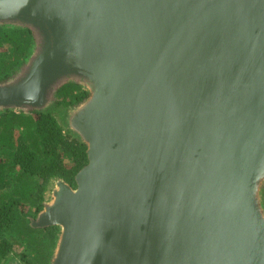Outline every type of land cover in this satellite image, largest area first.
Returning a JSON list of instances; mask_svg holds the SVG:
<instances>
[{
	"label": "water",
	"instance_id": "1",
	"mask_svg": "<svg viewBox=\"0 0 264 264\" xmlns=\"http://www.w3.org/2000/svg\"><path fill=\"white\" fill-rule=\"evenodd\" d=\"M3 25L37 44L0 111L90 94L62 115L88 164L31 220L51 264H264V0H0Z\"/></svg>",
	"mask_w": 264,
	"mask_h": 264
},
{
	"label": "trees",
	"instance_id": "2",
	"mask_svg": "<svg viewBox=\"0 0 264 264\" xmlns=\"http://www.w3.org/2000/svg\"><path fill=\"white\" fill-rule=\"evenodd\" d=\"M36 44L29 28L0 26V84L23 71ZM89 95L78 83H62L47 111H0V264H51L61 229L34 228L31 219L44 209L56 181L75 188L74 177L88 164L87 146L57 113Z\"/></svg>",
	"mask_w": 264,
	"mask_h": 264
},
{
	"label": "rangeland",
	"instance_id": "3",
	"mask_svg": "<svg viewBox=\"0 0 264 264\" xmlns=\"http://www.w3.org/2000/svg\"><path fill=\"white\" fill-rule=\"evenodd\" d=\"M67 110H68V109H67ZM67 110L63 111L62 113L60 112L59 114L57 113L59 120L62 121L61 116H62ZM54 187H55V184H53V185L51 186L50 191H48V192L46 193V200H47L46 202H50V201L52 200V190H53ZM22 249H23V248H20V251H21Z\"/></svg>",
	"mask_w": 264,
	"mask_h": 264
},
{
	"label": "flooded vegetation",
	"instance_id": "4",
	"mask_svg": "<svg viewBox=\"0 0 264 264\" xmlns=\"http://www.w3.org/2000/svg\"><path fill=\"white\" fill-rule=\"evenodd\" d=\"M45 203H46V202H45ZM37 216H38V215H37ZM32 219H34V218H32ZM32 219H31V220H32ZM12 262H13V261H12Z\"/></svg>",
	"mask_w": 264,
	"mask_h": 264
}]
</instances>
